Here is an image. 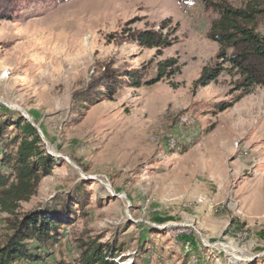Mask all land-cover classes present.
<instances>
[{"label": "rangeland", "instance_id": "374dc122", "mask_svg": "<svg viewBox=\"0 0 264 264\" xmlns=\"http://www.w3.org/2000/svg\"><path fill=\"white\" fill-rule=\"evenodd\" d=\"M220 1L250 2L14 0L0 18V121L23 110L56 158L15 211L61 220L40 261L14 264L71 260L91 240L119 243L118 264H264V86L240 87L207 37ZM258 9L264 35V0ZM161 25L167 48L132 40ZM203 68L222 70L204 83Z\"/></svg>", "mask_w": 264, "mask_h": 264}, {"label": "trees", "instance_id": "16d2710c", "mask_svg": "<svg viewBox=\"0 0 264 264\" xmlns=\"http://www.w3.org/2000/svg\"><path fill=\"white\" fill-rule=\"evenodd\" d=\"M6 1L8 7L6 11H0V18H7L3 16L14 7V0H0V3ZM249 1L244 8L232 7L225 1L213 4L217 17L211 22L207 32V37L218 45V57L223 58V61L236 69L242 77L240 87L244 90L254 85L264 86V35H260L253 28L259 13L260 0ZM164 26L161 25L158 30H136L131 35L132 40L144 48H157L159 51L167 48L169 42L161 31ZM174 65L173 59L166 60L159 63L158 69L163 70V73L166 68H172ZM221 70L203 68L200 80L209 82L215 79ZM124 74L129 76L132 84L137 83L138 77L135 73ZM116 82L117 79L112 81L108 75L100 79V85L105 86L104 89L109 95ZM94 97L96 95H89L87 100ZM229 105L221 104L220 110ZM15 114V119L0 121V211L10 216L6 220L10 232L0 245V264H14L20 260L40 261V252H46V244L55 237L61 223L58 215L54 211L51 212L54 209L40 213L29 212L21 217L16 215L15 210L19 204L28 201L35 194L40 179L50 173L56 158L46 151L32 124L20 113ZM7 125L16 130V134L8 139L4 136ZM81 168L85 171L82 166ZM7 171L8 173H5ZM27 241L39 245L36 252L32 253L27 248ZM118 247L120 245L116 241L110 245L91 240L86 243L85 250L77 258L61 259L56 264H118L115 258L122 253Z\"/></svg>", "mask_w": 264, "mask_h": 264}, {"label": "water", "instance_id": "95a60500", "mask_svg": "<svg viewBox=\"0 0 264 264\" xmlns=\"http://www.w3.org/2000/svg\"><path fill=\"white\" fill-rule=\"evenodd\" d=\"M2 102V101H1ZM5 103V102H4ZM5 104H7V103H5ZM7 105H9V104H7ZM10 106V105H9ZM11 107V106H10ZM20 113H21V115L28 121V122H30L31 124H32V126L37 130V132H38V134H39V136H40V138L43 140V135L41 134V132H40V129L32 122V121H30V119H28V117H27V114L26 113H24V111L22 110V111H20V110H18ZM66 160H67V158H66ZM74 165V164H73ZM75 166V165H74ZM77 169H78V167L77 166H75ZM82 173V172H81ZM86 177H88L87 175H86Z\"/></svg>", "mask_w": 264, "mask_h": 264}, {"label": "bare ground", "instance_id": "6f19581e", "mask_svg": "<svg viewBox=\"0 0 264 264\" xmlns=\"http://www.w3.org/2000/svg\"><path fill=\"white\" fill-rule=\"evenodd\" d=\"M49 25V24H48Z\"/></svg>", "mask_w": 264, "mask_h": 264}]
</instances>
